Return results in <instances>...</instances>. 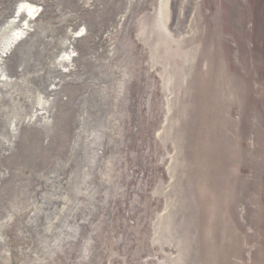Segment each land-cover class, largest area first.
<instances>
[{
    "label": "rangeland",
    "instance_id": "rangeland-1",
    "mask_svg": "<svg viewBox=\"0 0 264 264\" xmlns=\"http://www.w3.org/2000/svg\"><path fill=\"white\" fill-rule=\"evenodd\" d=\"M216 1L171 0L178 47ZM149 2L0 0V264H166Z\"/></svg>",
    "mask_w": 264,
    "mask_h": 264
},
{
    "label": "water",
    "instance_id": "water-1",
    "mask_svg": "<svg viewBox=\"0 0 264 264\" xmlns=\"http://www.w3.org/2000/svg\"><path fill=\"white\" fill-rule=\"evenodd\" d=\"M142 44L163 84L166 264H264V0H217L178 47L171 0Z\"/></svg>",
    "mask_w": 264,
    "mask_h": 264
},
{
    "label": "bare ground",
    "instance_id": "bare-ground-1",
    "mask_svg": "<svg viewBox=\"0 0 264 264\" xmlns=\"http://www.w3.org/2000/svg\"><path fill=\"white\" fill-rule=\"evenodd\" d=\"M17 36H18V35H15V36L13 37V39H16V38H17Z\"/></svg>",
    "mask_w": 264,
    "mask_h": 264
}]
</instances>
